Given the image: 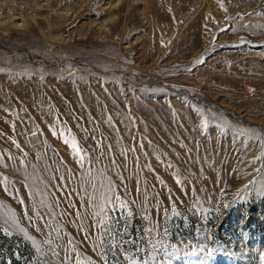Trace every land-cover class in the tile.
I'll return each instance as SVG.
<instances>
[{"label":"rangeland","instance_id":"rangeland-1","mask_svg":"<svg viewBox=\"0 0 264 264\" xmlns=\"http://www.w3.org/2000/svg\"><path fill=\"white\" fill-rule=\"evenodd\" d=\"M0 264H264V0H0Z\"/></svg>","mask_w":264,"mask_h":264}]
</instances>
